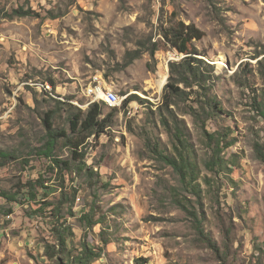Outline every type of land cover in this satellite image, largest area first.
<instances>
[{
	"label": "rangeland",
	"instance_id": "1",
	"mask_svg": "<svg viewBox=\"0 0 264 264\" xmlns=\"http://www.w3.org/2000/svg\"><path fill=\"white\" fill-rule=\"evenodd\" d=\"M19 9L33 14L3 18ZM178 22L203 33L192 45L203 62L194 66L207 83L177 85L187 95L169 100V65L184 56L162 35ZM132 51L141 56L124 68ZM263 58L264 0H0V151L12 157L0 160V195L17 199L9 205L0 196V264H55L43 247L55 244L62 195L56 227L71 230V254L83 243L98 249L101 258L93 264L139 258L147 264H264V120L254 103L264 94ZM180 71L174 69L175 79ZM95 73L117 94L115 105L83 95ZM129 96L137 100L115 113L101 136L73 132L78 111L99 102L120 108ZM47 115L57 136L52 158L70 162L67 172L42 155ZM106 115L110 110L103 108ZM167 123L186 136L199 196L184 191L149 149L174 155ZM202 128L230 131L233 145L222 154L227 167L220 175L204 168L209 150ZM77 142L83 143L75 149ZM37 180L45 188L37 184L29 198L27 183ZM82 215L97 223L91 232ZM191 215L216 249L199 238Z\"/></svg>",
	"mask_w": 264,
	"mask_h": 264
},
{
	"label": "trees",
	"instance_id": "2",
	"mask_svg": "<svg viewBox=\"0 0 264 264\" xmlns=\"http://www.w3.org/2000/svg\"><path fill=\"white\" fill-rule=\"evenodd\" d=\"M31 14H33L31 11L19 9L12 10L10 14L4 13L3 18H22L30 16ZM162 38L170 49L184 56L178 64L172 63L169 65L168 84L164 89V91L167 93V99L170 100L172 97H181L183 95H187L185 91L180 90L177 85H182L184 89H192L194 86L203 88V85H206L207 83V79L203 77L204 72L200 71L199 68L194 66L198 63L203 64V62L197 58L200 56V54L192 45L193 42L200 41L203 38V33L192 24L185 25L182 22H178L175 24H170V26L164 31ZM157 50V45L153 44L150 50L147 52L149 53L150 57L153 58ZM140 56V51L127 52L124 56V68H127L129 65H131L132 62ZM175 68H179L181 70L179 73H177L178 77L176 79L174 77ZM47 84L51 87H54L52 81H47L45 86ZM136 100L137 97L129 96L124 101H122L120 108L109 107L104 102L93 103L87 106L88 108L86 111H78V115L74 116V118L71 120L70 124L72 129L75 130L73 132H77L79 136H84V139L90 136H95V138L101 136L105 133V130L110 127L114 114L124 110L130 103L135 102ZM254 103L257 104L259 116L264 120V94L258 101L255 100ZM211 104L213 105V109L216 112L222 114L223 111L219 107V104L216 100H212ZM103 108L110 110V115L102 117ZM193 116L196 117V111H193ZM50 120L51 118L48 115L44 120L48 131V140L42 155L46 158H51V163L55 168L59 169L61 172H67L71 168L70 162L52 158L57 136L54 134V132H52ZM165 127L172 140L174 155L170 156L164 154V152L160 151L156 145L150 146L149 149L161 162L169 166L177 174L179 183L184 191L190 192L194 196H199L201 194V189L197 182L199 178L197 174V166L190 158V147L186 136L178 124H174L173 127H170L167 123ZM229 132L230 131L228 130V132L225 134L221 132L209 133L206 128H202V135L204 137L206 147L209 150V157L204 162V168L213 175H220L224 172V170H226L227 163L224 160L222 154L224 153L225 149L233 145V141L229 139ZM82 143L83 142L73 143V147L78 149ZM76 154L77 153L73 151L72 155L74 156ZM11 159L12 157L10 154L0 151V160L2 163ZM87 178L91 179L92 176L87 174ZM204 182L206 185H209V179L206 178ZM37 184H40L38 180L33 183V186H31L30 182L27 183L29 198H35L33 192H35V187L38 186ZM39 186L40 188H45L42 184ZM0 196L7 203H9V205L15 203L17 200L15 199L14 195H9L8 193H1ZM65 204L66 199L64 195H62L58 201V206L55 207V225L53 226V238L55 239V244L46 243L44 245V256L55 264H93L101 258L100 251L95 249V247L89 246L88 243H83L80 246V252L77 255L71 254L70 250L67 249L68 240L73 236L71 230L64 228L63 223H61L59 227H56V225L60 222L59 219L61 220L60 216L62 207ZM181 207L184 209V211H187L184 205H181ZM68 213L71 214L70 206H68ZM12 214L13 209L10 208L5 215L10 216ZM191 216L195 222V228L199 238L202 239V241L205 242L211 249H216L215 244L206 234H204L201 223H199L197 217L195 215ZM79 221L84 223L86 226L85 228L90 232L92 227L97 224L93 223L88 215H82L79 218ZM101 243L106 245L107 241L101 240ZM135 264H147V259H136Z\"/></svg>",
	"mask_w": 264,
	"mask_h": 264
},
{
	"label": "built area",
	"instance_id": "3",
	"mask_svg": "<svg viewBox=\"0 0 264 264\" xmlns=\"http://www.w3.org/2000/svg\"><path fill=\"white\" fill-rule=\"evenodd\" d=\"M91 79V91H97L98 93H101L103 91H110V95L112 98V102L115 103L116 102V93L108 86H106V82L104 79V76L102 73H95L93 75H91L90 77ZM43 89H49V87H42ZM83 92V95H88L89 92Z\"/></svg>",
	"mask_w": 264,
	"mask_h": 264
},
{
	"label": "bare ground",
	"instance_id": "4",
	"mask_svg": "<svg viewBox=\"0 0 264 264\" xmlns=\"http://www.w3.org/2000/svg\"><path fill=\"white\" fill-rule=\"evenodd\" d=\"M86 92H89L87 96L94 98L93 102L104 99L109 105H115V103L112 102L110 91H103L102 95L97 91H91V80L89 86L86 88Z\"/></svg>",
	"mask_w": 264,
	"mask_h": 264
}]
</instances>
